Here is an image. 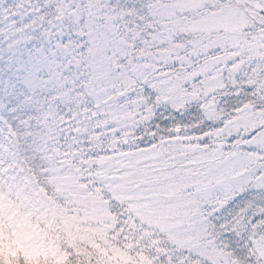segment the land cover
Instances as JSON below:
<instances>
[{
    "label": "snow or ice",
    "instance_id": "1",
    "mask_svg": "<svg viewBox=\"0 0 264 264\" xmlns=\"http://www.w3.org/2000/svg\"><path fill=\"white\" fill-rule=\"evenodd\" d=\"M0 264H264V0H0Z\"/></svg>",
    "mask_w": 264,
    "mask_h": 264
}]
</instances>
